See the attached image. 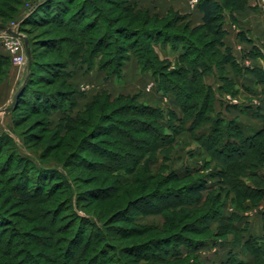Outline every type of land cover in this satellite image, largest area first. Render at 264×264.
Returning a JSON list of instances; mask_svg holds the SVG:
<instances>
[{"label": "trees", "instance_id": "16d2710c", "mask_svg": "<svg viewBox=\"0 0 264 264\" xmlns=\"http://www.w3.org/2000/svg\"><path fill=\"white\" fill-rule=\"evenodd\" d=\"M75 1H39V3L41 2L40 6L33 13L30 10L29 13L32 14L22 20L23 23L29 21L42 26L52 24L57 30L63 32L64 36L58 39L44 38L45 40L41 41L42 48L58 58L53 62H42L44 64L40 65L39 71H42L45 76H42L40 72L38 74L34 72V68L38 65H36L35 60L36 44H32L27 38L26 48L31 58L30 68L26 80L21 84L24 87L8 113L14 112L17 106L21 105L33 107V109L42 111V114L47 118L46 124L49 122V117L55 115L58 124L57 129L69 132L67 138L72 143L76 141L80 144L81 142L79 146L77 145L79 152L82 151L83 144L101 137L98 143L104 145L105 148L98 149V145H92V151L95 149L93 153H97L96 156L101 157L102 162L97 163L96 166L104 170H100V174L105 175L106 182L110 181L107 178L114 173L133 171L135 165L137 167L144 156L148 155V158L152 159L157 152L167 151L165 149L171 147L175 137L182 131L190 133L193 140L202 144L209 156L221 163L224 169H219V171L210 174L209 177L211 178L209 179L197 176L180 187H170L166 190L151 189L149 192H145L147 190L144 185L145 181L139 182L142 173H144L145 168L143 167L144 169L140 171L141 174L138 173L136 178L133 176L130 180H126L119 176L112 178L110 184L100 189L75 195L72 204L75 209L83 211L80 204L84 202L103 201L115 198L116 194H118L119 200L121 184L135 186L141 183V185H137L139 186L138 189L132 192L144 190L143 193H137L132 197L128 191H125L123 194L129 199L124 206L113 209L114 211L104 220L101 219V214H98L99 219L94 218V216L87 217L85 214V217L78 216L76 213L73 214V222H69L70 227L79 223V229L74 231L73 237L71 236L68 241L63 240L67 242V246L60 250L52 264H126L125 254L129 255L128 257L131 259L129 261H132V264L153 262V260L156 262V258L162 259L163 263L175 264L185 256L211 246L228 247L223 264H264V213L262 215L261 235L251 236L247 234V225H240L242 211L239 210L241 208L238 207L237 210H233L229 214L224 212L222 193L225 191L220 188L213 197L208 195L206 198L204 197V193L212 188L210 180L221 178V185L233 187L240 184L235 192L241 200L264 198V125L263 128L257 129L251 134L247 133L237 119L226 116L227 108H223V111L216 109L215 89L210 85L203 84L204 76H216L217 73L213 64H218L219 66H230L236 74L254 75L257 83L264 87V43L261 51L252 45L248 52L244 53L248 59L260 58L263 61V66L245 68H242L238 63L239 60L233 55L232 49L225 44L227 31L224 28V22L226 17H229L226 10H229V14L236 10H253V7L250 8L248 5L249 0H197L195 8L201 15V23L196 27L191 26L188 15H182L176 11L169 10L165 16L157 14L150 16L147 11H141L135 2L130 0H113L114 2H112L110 0L112 4H118V10L123 14L128 13L132 20L141 22L145 29L140 31L130 26L120 30L123 39L129 43L128 46L124 42L118 44L114 56H107L108 58L100 63L98 71L105 72L107 77L118 76L123 71L130 56H135L140 73L150 74L158 93L164 96L169 94L176 96V103L182 112V116H178L170 108L166 112L169 117L167 123L161 108L140 103L137 96L118 95L113 98L105 91L94 95L91 100L84 104L82 112L73 114L79 105L78 99L83 98L84 94L74 88L70 81L81 69L90 72L95 66L93 60L99 56L105 57L108 48L109 31L99 35V37L97 36V38H92L89 35L94 31V27L99 24L98 19L103 18V16L105 17L103 18L104 29L114 26V23L119 21L113 17V14L107 13L99 7L98 3L106 0H82L80 5H76ZM90 14L97 16L92 17L91 22L82 24ZM159 21H163L161 28L156 26L151 30H146L148 25ZM4 28L6 25L0 23V30ZM172 29L178 32H169ZM203 30L205 32L200 33ZM18 31L23 32L20 29ZM180 31L182 33H179ZM185 32L190 33L191 36L199 33L201 37L197 39V42L203 41L202 39L207 37H213V40L205 44L204 49L210 52L211 43L213 48L222 49L223 55L217 58L218 60L213 61L216 59L215 52L210 53L211 58L203 54V50L187 37ZM142 35L145 41L142 40ZM157 46L169 47L174 52H180L174 62L173 69L168 60H159L155 50ZM8 60L7 56L0 58V76L2 75L1 64ZM76 62L80 64L78 65ZM170 73L176 75L178 80L173 79L169 75ZM219 75L216 77L221 80L223 77L219 79ZM57 80L60 81V84L55 92L33 89L37 85H42L45 88L51 87L56 85ZM219 90L227 93L232 92L227 86H221ZM181 93H184V97ZM120 102L125 104L120 106ZM218 104L220 107L223 106V103L218 102ZM110 107L112 109H109ZM251 117L260 119L264 123V114L261 113V110L256 109L252 112ZM175 123H178V126H175ZM83 127H89V131L84 132ZM166 130L169 132H165ZM9 141V135L6 132H0V151L9 144ZM112 148L116 151H112ZM73 155L69 158H80L76 154ZM20 159L13 168L14 172L20 174L18 185L22 188L16 196L21 203L29 205L39 201V195L52 192L48 189L45 190L46 184L54 178L60 179L61 173L52 169H45L42 167L43 165H36L30 159L24 157ZM85 160H89V158ZM89 163L87 162V164ZM34 169L38 171L37 178L34 180L38 182V186L33 189L35 191L33 193L26 190L27 183L25 184L24 179L27 178V171H34ZM192 173L196 174V172ZM192 173L189 170L182 173L174 172V175L170 176V180L181 181L183 178H189ZM242 179L247 181L242 182ZM143 187L145 188L143 189ZM36 193L38 194L36 195ZM185 201L187 203L183 204ZM154 202H157V205L159 203L163 205L167 202H177L178 205L190 209L202 206L204 215V221L200 224L202 229L209 231L212 230V227L217 226L218 230L224 228V231L222 234H215V237L191 238L185 236V232L182 230L183 225L178 227L179 216L171 213L167 217L166 231L162 238H152L126 248H120L116 245V240H119L120 235L139 230L132 224L139 215L162 214L165 211V208H162L164 205L162 207L158 205L159 208H157ZM173 208L177 207L173 205ZM60 209L61 207L56 204L55 211L51 215L52 222L50 223L55 232L48 229L44 233L50 236L58 233L67 234L63 226L60 225L59 228H55L59 221ZM134 210L138 216H129L128 213ZM175 213L179 212L175 211ZM125 219H134L129 230L120 228V223ZM199 234L195 235L200 237ZM228 234L234 235L235 240L231 242L219 240V237H226ZM1 239L0 237V245H2ZM10 243L9 241L2 245L8 249L4 254L7 258L16 261L21 253L26 255L31 252L20 249V252L11 254L10 251L13 247ZM29 245H34L38 249L44 247L39 241L38 244ZM45 248L49 249V246L46 245Z\"/></svg>", "mask_w": 264, "mask_h": 264}, {"label": "rangeland", "instance_id": "374dc122", "mask_svg": "<svg viewBox=\"0 0 264 264\" xmlns=\"http://www.w3.org/2000/svg\"><path fill=\"white\" fill-rule=\"evenodd\" d=\"M39 1L42 2L43 0H0V23H4L6 28H12V30H16V32L20 34L25 47V52L28 51L26 48L27 38L32 44H36L35 60L36 65H38L34 68V72L35 74L40 72L42 73V76H45L42 71H39L40 65L44 64L42 62H53V60L58 58L55 55L48 53L47 50H44L41 41H44V38L58 39L63 37L64 33L57 30L52 24L42 26L29 21L25 23L22 22V20L28 18L29 15L40 6L41 2L39 3ZM111 1L114 2L113 0ZM111 1L106 0L105 2L98 3V5L107 13L113 14V17L116 20L119 19V21L115 22L114 26L105 27L104 29L103 18L105 17L103 16V18L101 17L98 19L99 24L94 27V31L89 35L92 38H97V36L99 37V35L101 36L109 31L108 48L105 52V57L99 56L93 60L95 66L90 72H85L84 69H81L79 72L80 74L70 81L74 88L84 94V100H80V105L75 108L73 114L82 112L84 104L91 100L94 95L105 91L113 98L118 95L130 97L137 96L140 103L161 108L164 111L166 123L169 122L168 113L166 112L167 110L169 111L170 108H172V111L178 114V116H182V112L176 103V96L169 94L163 98L157 99V95H155L153 91L148 93L149 88L153 87H151L153 80L140 73L139 65L135 56H130L126 66L118 76L107 77L105 72L98 71L100 63L108 58L107 56H114L115 48L118 44L124 42V44L128 46L129 43L123 39V34L121 35L120 30L129 28L130 26L131 28L135 27L137 28L136 30L140 31L145 29L141 22L132 20L128 13L123 14L118 10V4L114 5ZM130 1L135 2L141 11H147L150 16H155V14L165 16L169 10L180 13V11L187 7L186 0ZM252 1L253 0H249V2ZM254 1L258 3L256 7L253 6V10H236L230 14L228 12L229 10H226L227 16L229 15L224 22V28L227 31V35L234 37L236 34L237 42L244 46L240 54L239 52H236V55L242 58V61H238L242 68L248 66H263V61L260 58L248 59L244 54V52L249 50L252 45L261 51L264 40V1ZM254 1L252 4H255ZM81 2L82 0L75 1L76 5H80ZM30 10H32V13H29ZM95 16L97 15L90 14L82 24H85V22H91L93 20L92 17ZM231 20H234V22H231ZM162 24L163 21L151 23L146 30H151V28L156 26L161 28ZM199 25L200 24L191 22V26L193 27ZM18 29L23 32L20 33ZM1 31L3 30H0V34ZM169 32L174 33L178 31L172 29L171 31L169 30ZM202 32L205 31H200V33ZM179 33H182V31ZM185 35L203 50V54L209 56L210 53L214 51L216 59H213V61L218 60L217 58L223 55L222 49L216 47V49L213 48L211 43L210 52L204 49L205 44L213 40V37H207L202 39L203 41L197 42V39L201 37L199 33L191 36L190 33L185 32ZM141 38L145 41L143 35ZM141 46L143 48V45ZM0 47L3 48L1 42ZM127 49L129 50L130 47ZM159 60L164 59L159 57ZM27 63L26 60L25 66L22 67L15 65L10 60L1 64L0 132H6L10 137V141L9 144L4 146L0 151V237L2 238V245L9 241L11 242V247H13L10 251L11 254L20 252V249H26L31 252L26 255L21 253L15 261L4 255L8 249H6L5 246L0 245V264H52L55 258L59 255L60 250L66 248L67 242L64 241H68L74 231L76 232L77 229H79V223L70 227L71 224L69 222H73V214L76 213V215L82 217H85V214L87 217L94 216V218L96 217L98 219L100 218L98 214H101V219L104 220L114 211L113 209L116 207L122 208L124 206L125 202L129 199V197L124 196L123 193L125 191H128L131 194V197L137 195V193L141 194L144 192V190L136 193L132 192L135 189H138L139 186L137 185H141V183L135 186L121 184L120 201L117 198L118 194H116L115 198L98 202H84L80 204L83 211L75 209L72 204L75 200V195L78 196L80 194H86L87 191L91 192L100 189L101 187L110 184L112 178H118L120 176L121 179L124 178L130 180L133 176L136 178L141 174L140 171L145 168L144 173H142L143 175H141L142 177L140 176L141 178L139 182L145 181L144 185L147 187L145 192H149L151 189L166 190L170 187H180L187 182L192 181V179L197 176L209 179L211 178L209 177L210 174L215 173L217 170L219 171V169H224L221 163L213 160L212 157L209 156L202 144L193 140L190 133L182 131L175 137L174 143L171 147L165 149L167 151L157 152L152 159H149L148 155L144 156L140 160L139 165L137 167L135 165L133 171H120L114 173L111 177L107 178V180L109 179L110 181L106 182V179H104L105 175L100 174V170L103 169L96 166L97 163L102 162L101 157L96 156L97 153H93L95 149L92 151V145H98V149L105 148L104 145L98 143L101 137H98L94 141H90L85 145L83 144L84 147L82 148V151L79 152L77 151V148L81 142L80 144L76 141L74 142L75 144L72 143L67 138L69 132H66V130L59 131L57 129L58 124L55 115H51L48 119V124H46L47 118L42 114V111L25 105L17 106V109L14 112L4 114V110H6L12 102L15 91L27 78ZM76 63L78 65L80 64L79 62ZM171 64V68L173 69L175 63ZM213 65L217 73L216 76L220 74L219 79L223 77L222 79L224 81L222 79V81L218 80L216 76L213 77L212 75H206L203 78V84L210 85L215 89L217 103L216 109L223 111V108H227L228 111L226 116L229 118H235L243 123L246 126H244L246 132L249 134L256 129L263 128V121L257 118H251L250 116L252 112L256 111V109L264 112V87L257 83L254 75L243 73L236 74L228 65ZM166 71L168 70L166 69ZM169 75L173 79L178 80L173 73H170ZM59 84L60 81L57 80L56 85H52L51 87L45 88L42 85H37L33 89L55 92V90L58 89ZM221 86H227L232 92L227 93L219 90ZM5 88H7L6 92L2 91ZM217 88L219 89L217 90ZM11 90L12 92L10 93ZM181 95L184 97V93H181ZM218 102L223 103V106L220 107ZM122 104L125 103L120 102V106ZM109 109H112V107ZM14 121H17V123H14ZM174 125L178 126V123H175ZM126 130L128 131V128ZM83 131L88 132L89 127H83ZM165 132L169 131L166 130ZM74 150L75 152H73ZM112 151L115 152L116 150L112 148ZM75 154L80 158H69L72 155L75 156ZM21 157L32 160L36 165H43L42 167L45 169H52L61 173L60 179L54 178V180H49L46 184L47 187L45 190L48 189L52 192L45 195H39L38 198H40V200L29 205L21 203L20 199L16 196L17 192L22 190V188L18 185L20 180L18 176H20V174L19 172H14L13 168L14 164H16ZM88 158L89 160H85ZM87 162L90 163L87 164ZM82 166H85V168H82ZM185 170H189L191 173L196 172V174L192 173L189 178H183L181 181L170 180V176L172 174L174 175V172L182 173ZM37 173L38 171L35 169L34 171H27V178L24 179L25 184L27 183L26 190H30L33 193L35 192L33 189L38 186V182L34 181L37 178ZM221 180V178L210 180L212 188L204 193L205 198L207 195L213 197L215 192L221 188V190L225 191L222 193L223 210L225 213L237 210L238 207L239 209L241 208L239 211H242L243 213L247 210L254 215L261 212L260 209L264 207V198L241 200L235 192V189L239 188L240 184L229 187L227 185H221ZM246 181L247 180L242 179V182ZM145 187H143V189ZM37 194L38 193H36V195ZM66 202L67 204L65 205ZM154 203L157 208H159L158 205L161 207L164 205L162 208H165V211L162 214L143 216H138L135 210L130 211L128 215L138 216V219L134 221V223L132 222L134 219H125L120 223V228L129 230L132 227V222L133 226L137 227L139 230H137V232H129L120 235V238H118L119 240H116V245L120 246V248H126L143 243L152 238H162L166 231L167 217L171 213L179 216L178 227L183 225L182 230L185 232V236L191 238L211 237L215 234H222L224 231V228L218 230L217 226L212 227V230L209 231L202 229L203 227L200 225L204 221L202 206L200 208L196 207L190 209L189 207L178 205L179 203L177 202H167L163 205H161L162 203H159L158 205L157 202ZM184 203L186 204L187 202L185 201L183 204ZM56 204L59 205L61 209L58 215L59 221L55 228H59L61 225L67 231V234L58 233L54 236H50L47 233H44V231L50 229L52 232H55V229H53V225H51L50 222H52L51 215L53 214L52 212L55 211ZM173 205L177 208L172 209ZM175 211H178L179 213H175ZM197 233H200V237L195 235ZM219 240L231 242L232 240H235V238L234 235L228 234L226 237H219ZM38 241L40 244L44 245L42 249H38L34 247V245H29L38 244ZM22 244L24 245L20 246ZM46 245L49 246V249L45 248ZM213 248H215L213 254L207 255L205 251H203L205 253H194L185 256L175 264H223L222 260L226 258V252L222 247L219 249V246ZM124 256L127 261V263H125L132 264V261H129L131 260L128 257L129 255L125 254ZM155 261L156 262L153 260V262H142L138 264H168L163 263L162 259L159 258H156Z\"/></svg>", "mask_w": 264, "mask_h": 264}, {"label": "crops", "instance_id": "0c3cea01", "mask_svg": "<svg viewBox=\"0 0 264 264\" xmlns=\"http://www.w3.org/2000/svg\"><path fill=\"white\" fill-rule=\"evenodd\" d=\"M135 1V0H134ZM187 1V7L185 9H183L182 11H180V14L182 15H188L189 16V19L191 22L193 23H197V24H200L201 23V15L200 13H198L196 11V8L194 6H192L191 4V0H186ZM254 1V0H253ZM252 1V2H253ZM252 2H249V6L250 8L251 7H256L257 3L258 2H255V4H252ZM250 10V9H249ZM233 28V27H232ZM263 43H264V40H263ZM225 44L230 47L232 49V53L233 55L236 57V59L239 61H242V58H240L239 56L236 55V52L239 54L241 53V50L244 46H242L240 43L237 42V35L235 34L234 37L233 36H228L226 35L225 37ZM247 44V42H246ZM251 46V45H250ZM156 50V53L159 55V57L161 59H164V60H168L169 62L171 63H174L175 60L177 59V57L179 56L180 52H174L172 51L169 47H165V48H161L159 46H157L155 48ZM245 52H248V50H246ZM244 52V53H245ZM162 55V56H160ZM7 56V54L5 53L4 49L0 47V58H5ZM241 59V60H240ZM80 71L77 72V75L78 76L80 73ZM143 76H148L150 79V74L146 73V74H143ZM153 86V87H152ZM152 88H149L148 90V93H150V91H153L155 95H157V99L159 98H163L165 97L164 95L158 93L156 90H155V84L153 82V84L151 85ZM151 89V90H150ZM7 88L3 89L2 91H5L6 92ZM12 92V90L10 91V93ZM80 99V98H79ZM78 99V103H80L81 101L80 100H84L83 98H81L80 100ZM86 100V99H85ZM80 105V104H79ZM236 105V104H235ZM7 109V108H6ZM172 109V108H171ZM219 111V110H218ZM261 113L264 114V112L261 111ZM6 114V113H4ZM251 117V116H250ZM252 118V117H251ZM241 123V122H240ZM243 125V127L245 126L243 123H241ZM246 127V126H245ZM245 130V128H244ZM257 130V129H256ZM246 131V130H245ZM255 131V130H254ZM261 212L260 213H257V214H252L250 211L248 212V210L246 212H242L240 215H241V222H240V225H247V228H248V235H251V236H260L261 233H262V225H263V213H264V207L260 209ZM232 211L226 213V214H229L231 213ZM224 249V251L226 252L227 254V251H228V247L225 246V247H222ZM215 248H213V246L211 247H206V248H203V249H200L198 253H205L207 255H210V254H213L214 253V250ZM220 249V248H219ZM205 251V252H203ZM226 258H224L222 260V262L225 261Z\"/></svg>", "mask_w": 264, "mask_h": 264}, {"label": "built area", "instance_id": "2783aa9c", "mask_svg": "<svg viewBox=\"0 0 264 264\" xmlns=\"http://www.w3.org/2000/svg\"><path fill=\"white\" fill-rule=\"evenodd\" d=\"M196 3L197 0H191L192 6H194ZM6 29L16 32V30H12V28ZM0 42L5 53L7 54V57L12 63L19 67L25 66L27 55L21 37H14L3 30L0 34Z\"/></svg>", "mask_w": 264, "mask_h": 264}, {"label": "water", "instance_id": "95a60500", "mask_svg": "<svg viewBox=\"0 0 264 264\" xmlns=\"http://www.w3.org/2000/svg\"><path fill=\"white\" fill-rule=\"evenodd\" d=\"M2 30L6 31L8 34H10V35H12V36H14V37H21L20 34H18V33H16V32H13V31H11V30H9V29L4 28V29H2ZM26 55H27V62H28V63H27V71H29V68H30V60H31V58H30V54H29L28 51H26ZM23 87H24V85L20 86V87L15 91V93H14V95H13V98H12V102H11L10 106H9L6 110H4V113H8V112L11 110V107L13 106V104H14V103L16 102V100L18 99V97H19V95H20V92L22 91Z\"/></svg>", "mask_w": 264, "mask_h": 264}]
</instances>
